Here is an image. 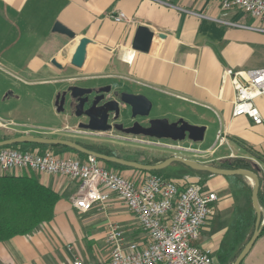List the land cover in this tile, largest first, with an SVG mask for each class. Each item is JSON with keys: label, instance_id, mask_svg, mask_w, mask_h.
Masks as SVG:
<instances>
[{"label": "crops", "instance_id": "0c3cea01", "mask_svg": "<svg viewBox=\"0 0 264 264\" xmlns=\"http://www.w3.org/2000/svg\"><path fill=\"white\" fill-rule=\"evenodd\" d=\"M224 10L227 9L221 7L220 0H0V74L11 75L21 82L19 91L2 86L0 99L4 101H0V109L10 113L2 102L13 97L20 100V91H27L34 104L22 110L19 117L35 121L34 126L45 127L39 124V117L48 123L54 113L62 114L57 111L56 94L69 85L55 86V83L69 80L71 69L83 73H101L104 69L107 75L113 74L110 70H124L135 77L132 78L135 90L130 92L147 97L145 90L157 97L160 92L171 93L205 110L204 120L192 124L206 125V131L215 125L217 132L223 131L229 145V149H220L214 145L216 140L207 144L205 151L212 156L211 160L245 157L264 170V124H255L247 116H233V89L230 82L222 81L227 69L264 67V23L237 8L228 9L227 19H219L218 14ZM120 11L127 15V20L116 22L112 16ZM57 22L72 29L76 37L54 31ZM217 22L231 29L218 30L214 26ZM139 25L165 33V42H154L148 53L133 49ZM82 37L93 42L87 46L84 65L76 67L71 58ZM122 51L125 68H118ZM256 104L264 115V95L256 99ZM31 108H36L35 113L29 111ZM195 143L202 146L206 141L204 138ZM125 172L137 181L144 178L138 169ZM24 173L36 175L60 198L52 220L32 233L0 241V264H71L76 257L103 261L110 256L105 238L107 224L116 222L124 229L130 221L137 220L133 213L122 212L125 205L115 194L106 209L94 205L83 211L70 199L78 180L26 170L10 174ZM216 176H208L209 189L228 184ZM208 232L211 233V227ZM215 235L209 244L201 242L202 235L200 243L214 248L221 241ZM244 264H264V233Z\"/></svg>", "mask_w": 264, "mask_h": 264}, {"label": "built area", "instance_id": "2783aa9c", "mask_svg": "<svg viewBox=\"0 0 264 264\" xmlns=\"http://www.w3.org/2000/svg\"><path fill=\"white\" fill-rule=\"evenodd\" d=\"M220 4L223 9L243 10L264 23V0H220ZM112 17L116 22L127 20L123 11ZM222 81L230 82L233 89V116H247L255 124H264L256 104L264 95V67L227 69ZM216 139L220 145L226 142L221 129ZM0 169L4 173L26 170L78 180L70 198L75 207L88 211L97 205L104 210L115 194L137 217L145 239L129 240L124 229L110 221L105 236L109 258L93 261L76 257L71 264H217L211 247L200 244L220 201L214 189L204 190L196 183H180L158 174H148L137 182L109 169L94 155L78 157L50 149L41 152L0 146Z\"/></svg>", "mask_w": 264, "mask_h": 264}, {"label": "rangeland", "instance_id": "374dc122", "mask_svg": "<svg viewBox=\"0 0 264 264\" xmlns=\"http://www.w3.org/2000/svg\"><path fill=\"white\" fill-rule=\"evenodd\" d=\"M229 13L230 12L228 10H224L220 12L218 14L219 19H222V20L227 19L226 15H228ZM214 26L218 30L228 31V29H231L230 27H228V25L222 22L214 23ZM122 55L123 56L121 57L123 58L122 59L119 58L121 65H119L118 68L122 66L125 68L126 62L124 60L125 59L124 51H122ZM106 72L107 71L103 69L101 73L100 71H96V73H92V72L83 73L82 71L71 69L69 71V76H70L69 80L60 82L57 84L55 83V86L61 85V84H63L62 85L63 87H66V85H75V84L83 85V86H93V87L113 85L114 88L118 89L119 91L120 90H124V91H128V90L134 91L135 90L133 87L134 81L132 79L135 77H133L132 75L126 74V71L114 69L113 71L111 70L108 71V72H113V74H108V75L105 74ZM19 84H21V82L18 78L13 77L8 74H0V89H2V86H3V89L5 87L8 88L9 86L11 90L13 89L15 91H19L20 90ZM62 86H60L61 89H62ZM26 92L23 90L20 91L19 93L21 94L20 100H16V98L13 97L12 99L8 101L2 102L7 105V109L10 113H4L0 109V122H2V124H0L1 133L7 134L10 136L38 135L39 131L48 130V131L53 132L52 137L71 139L74 141H81V142H86V143L94 144L98 146H104V147L111 149L114 153L122 157L124 156L130 157L132 159H136L141 162H148V161H151L152 159L155 160V159L162 158L163 156L170 157L173 155H177V156H182V157L191 159L196 162H202L205 164H212V165L217 166L220 164L221 160H211L212 156L209 155L205 151V149L207 148L206 145L211 144L216 140L214 145H218L220 149H225V148L229 149V145L227 144V142H225L223 146H220L219 144L220 142L217 141L216 139L217 131H216L215 125H213L211 129L206 131V134H205L206 144L202 146H199L198 143L192 142L188 139L184 141H179V142L172 141L170 139H161L159 140L160 143H158L156 139L149 138L150 142L147 144V143H143L139 141L140 139H147L141 136L134 137L132 135L131 136L124 135L125 137L115 138L110 135L117 134L116 131L100 133L97 131L79 129L77 127L78 121L84 120V117H75L74 115L70 117L65 113H62L60 115H57L54 113L52 120H51V117H48L47 119L51 120L49 121L51 123L49 122L47 123V121H43L42 117H39V120H40L39 124H43L45 126H49L52 124L53 126V127L39 129L38 127L32 125V122H35V121L31 122L30 119H23L19 117L20 112L22 110H26L32 107L34 104V102H32V99H31V95H30L31 93L29 92L26 93ZM144 92L151 98V100L153 99L152 100L153 108L150 112L149 118L166 117L170 121L172 120L177 121L180 118H184L185 120L192 123L198 120H204V117L206 116L205 110L201 108L200 106H197L188 100H181L180 98H177L175 95L171 93L160 92L161 95L159 94V97H157V96L150 94L149 91L147 90H145ZM0 97H1V93H0ZM2 99L3 98H1L0 101ZM53 99L55 98L53 97ZM29 111L35 113L36 108L35 109L31 108ZM20 120L27 121V122H24L27 124H22L23 122ZM41 122H44V123H41ZM70 154L71 156H77L75 153H70ZM108 168L124 175L125 177L131 180H134L133 177H130L127 175L125 170L114 169L111 167H108ZM139 172L142 175H144V177H146L149 174V173L145 174L142 171H139ZM30 173H33V172H30ZM165 173L169 174L168 178L176 180L180 183H196L202 186L204 190H207L210 188L208 186L209 185L208 176H202L197 173H191L190 171L187 173V170H185V168L178 163H173L170 166L166 167ZM216 177L223 179L225 183L227 181L228 184L224 188H214V190L217 191L220 197V201L215 207L212 217L207 223V226H206L207 229L204 230V233L206 232L207 234L205 235L203 234L204 240H202L201 242L204 243L203 241H206L208 244L213 239L212 237L213 232L209 233L208 229L211 227V231H212L213 224L218 223L217 219L224 222V227L222 230L214 232L216 234L214 238L216 239L220 238L221 241L224 238H228V239L232 238V236L234 235V229L232 227V224L236 218L237 208L239 207L244 208L247 203L246 196L244 192L242 191L240 184H237V183L235 184L232 181H230L227 177H224L222 175H217ZM134 181H137V180H134ZM246 181H248V183L251 184V180H249L248 178H246ZM123 211L125 215H132V212H130L124 206L122 207V212ZM214 220L216 221V223ZM254 228H255V224L253 227L250 228L245 239L241 241L237 245L236 249L231 253L229 259L223 263L219 262L217 258L218 251L221 245V241L220 243L217 242L214 248L211 246V244L207 245V247H211L212 253L216 259L215 260L216 263L217 264H232L235 261V260H232V257L238 252L240 247L244 248L246 243L251 238L254 232ZM124 230L126 233V237L129 240L141 241L142 239H145L146 237L139 222H137V220L135 219L130 221L129 227L125 226ZM212 241L210 243H212ZM202 243L200 244L203 246H206L205 244H202Z\"/></svg>", "mask_w": 264, "mask_h": 264}, {"label": "water", "instance_id": "95a60500", "mask_svg": "<svg viewBox=\"0 0 264 264\" xmlns=\"http://www.w3.org/2000/svg\"><path fill=\"white\" fill-rule=\"evenodd\" d=\"M54 31L68 35L71 38L76 37V33L65 26L61 22H57L54 26ZM167 38L165 33L157 32L151 30L145 25H139L136 29L133 41L132 48L148 53L151 50V46L154 42L164 43ZM92 39L89 37H82L72 55L71 63L76 67H82L85 63L87 56V46L92 43ZM69 90L72 92L74 98H79V104L77 105L76 115H82L81 108L84 107L87 97L84 95L90 94L93 91L92 87H85L79 85H72L69 87ZM103 92H108L111 90V85H106L100 88ZM66 91L63 92V97L60 99L61 94L57 96L56 106L57 111L62 112L64 110L65 95ZM121 100L129 104L132 107L133 116H149L153 108L152 100L144 94H136L131 92H123L121 95ZM97 102V101H96ZM101 112L98 114L91 113L90 110H87L86 113L90 117L89 123H80L81 128L89 129L91 131L97 132H107L112 129V125L107 123L109 111L115 110L119 111V102L116 100H111L105 103L101 108ZM100 122L101 124H95V122ZM117 129H121L127 134L133 135H144L156 139H170L172 141H184L186 139L192 142H200L205 138V132L207 129L206 125H197L192 124L184 118H180L177 121L171 122L166 117L153 118L150 121V125L145 127L139 123H135L132 127L124 128L122 124H117L115 126ZM35 142L47 145H64L70 148H74L82 153L87 155H94L103 161L115 162L121 165L132 167L138 170L153 171V170H162L170 166L173 163L181 162L184 165L199 171H207L214 175L222 176H231V175H243L249 180H251L252 190V204L256 211V222L254 232L246 243L242 251L239 253L237 258L232 264H241L246 256L249 254L253 246L255 245L257 239L259 238L261 228L264 224V213L263 208L259 202V189H260V178L259 175L250 169L246 168H237V169H227L221 168L212 164H205L202 162H196L191 159L173 155L165 160L158 162L156 164H147L142 163L136 160H128L118 156H111L103 153H99L77 143L71 139L57 138V137H48L42 135H18L10 139L0 141V146H9L18 143H28Z\"/></svg>", "mask_w": 264, "mask_h": 264}, {"label": "trees", "instance_id": "16d2710c", "mask_svg": "<svg viewBox=\"0 0 264 264\" xmlns=\"http://www.w3.org/2000/svg\"><path fill=\"white\" fill-rule=\"evenodd\" d=\"M15 136H10L0 132V141L10 139ZM87 149L111 155L125 158L128 160H136L130 157H122L114 153L111 149L98 146L94 144H89L86 142L76 141ZM12 147H17L21 150H36L39 149L41 152L52 149L55 153H75L78 157H86L87 154L82 153L74 148H70L64 145H47L35 142L28 143H18L9 145ZM162 157V156H161ZM168 158V156H163L159 159H152L148 162H142L147 164H156ZM108 167L126 170L135 169L125 165H121L115 162L103 161L99 159ZM139 161V160H136ZM141 162V161H139ZM183 166L187 173H197L202 176L213 175L207 171L194 170L181 162H176ZM221 168L227 169H237L246 168L255 171L260 178V189H259V202L263 208L264 213V170L253 160L245 157H232L226 158L217 165ZM145 174H158L166 178L169 174L165 173V169L145 171L139 170ZM227 177L233 183L241 185V189L244 192L247 203L243 208H237L236 218L233 221L232 227L234 229V235L232 238H224L221 241L220 249L218 251V261L225 262L229 259L231 253L236 249L237 245L243 241L250 230L256 222V211L252 204V190L253 187L246 177L243 175H231L224 176ZM186 184V183H185ZM183 184V185H185ZM60 198V194L53 190L52 188L45 185L40 179L34 174H10L2 173L0 174V241L9 240L17 235H25L32 233L36 228H38L44 222H48L53 219L55 214V206ZM216 219V218H215ZM215 221V220H214ZM216 224H213L211 232H217L222 230L224 227V222L217 219ZM264 233V224L261 228L259 237ZM243 247H240L238 252L232 257V260L239 255ZM214 256V255H213ZM215 259V256H214ZM216 260V259H215ZM245 260V259H244ZM244 260L241 264H244Z\"/></svg>", "mask_w": 264, "mask_h": 264}, {"label": "flooded vegetation", "instance_id": "af4514ba", "mask_svg": "<svg viewBox=\"0 0 264 264\" xmlns=\"http://www.w3.org/2000/svg\"><path fill=\"white\" fill-rule=\"evenodd\" d=\"M75 85H77V84H75ZM70 86H72V85H69L67 88L58 92V94L56 95V100H57V96L59 94H61V96H60V99H61L63 97V92H65V91L67 92L65 95L64 110L61 113H65L70 117H72L73 115L75 117H84V120L78 121L77 127L79 129L89 130V129L81 128L79 126L80 123H89L90 117L86 113L87 110H90L91 113H93V114H98L99 112H101L100 108L105 103H107L108 101H111V100H116L119 102V111L116 112L115 110H113V111L108 112L109 117H108L107 123L112 125V129L107 131V132L116 131L117 134H111L110 136L115 137V138L125 137L124 135H126V136L132 135L134 137L135 136H137V137L141 136V137H145L147 139H140L139 141H141L143 143H147V144L149 143V138H151V137L144 136V135L127 134L122 130V128L121 129L115 128V126L117 124H122L124 128H128V127H132L135 123H139L140 125L147 127L150 125L151 119H153V118H149V116H141V115L134 117L132 107L129 104H126L121 100V95L123 92H125L124 90L119 91L118 89H115L113 85H111L110 91L103 92L100 90V88L103 86H98V87L85 86V87H92L93 91L90 94L84 95V97H87V101L85 102L84 107L81 108L82 115L77 116L76 110H77V105L79 104V98H74L72 96V94H71L72 92L69 90ZM79 86H83V85H79ZM127 92H130V91H127ZM131 93H134V92H131ZM55 103H56V101H55ZM173 121H175V120H172L171 122H173ZM95 124H101V123L96 121ZM36 127L47 128V126H45V127L36 126ZM89 131H91V130H89ZM52 134H53V132L45 130V131H39L38 135L52 137L53 136Z\"/></svg>", "mask_w": 264, "mask_h": 264}]
</instances>
